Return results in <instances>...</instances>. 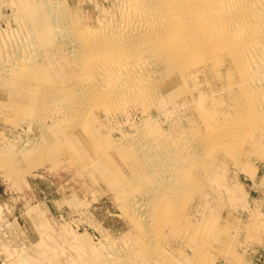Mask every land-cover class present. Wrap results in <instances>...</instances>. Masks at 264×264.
Instances as JSON below:
<instances>
[{"label": "bare ground", "instance_id": "1", "mask_svg": "<svg viewBox=\"0 0 264 264\" xmlns=\"http://www.w3.org/2000/svg\"><path fill=\"white\" fill-rule=\"evenodd\" d=\"M1 109L45 132L15 165L77 162L126 222L42 228L28 262L216 264L264 207V0H0Z\"/></svg>", "mask_w": 264, "mask_h": 264}, {"label": "rangeland", "instance_id": "2", "mask_svg": "<svg viewBox=\"0 0 264 264\" xmlns=\"http://www.w3.org/2000/svg\"><path fill=\"white\" fill-rule=\"evenodd\" d=\"M84 10V15L88 16V8L85 7ZM4 14L8 15L9 11ZM5 110H0V264H42L35 261L28 262L27 254L32 250L39 235L44 236V230L50 226L49 229L55 233H52L55 238H62L63 235H65L63 237L68 236L69 233L66 234V231L77 230V226L81 233L87 229L98 237L97 230L90 226L92 222L100 223L104 228L110 230L126 228V222L116 216L115 207L106 195L105 186L100 185L99 187L93 184L86 175L87 173L78 168L77 162H68L66 157L61 156L62 158L59 157V160L52 161L53 163L50 161V163L42 164L38 155L32 153V151H27L19 156V163L15 165L14 156L20 153L23 140L33 139V137L38 138L39 135H44L45 132L36 124L25 123L28 120H24L25 122L17 120L13 112ZM131 115L135 116L134 118L130 116L131 119L137 122L139 117L134 113ZM156 117H158V122L162 123L164 128H167V125L162 122L164 119L160 116ZM8 119L10 122L7 121ZM11 120H13V123ZM16 120L19 122L17 123ZM111 120L115 123L117 118ZM6 121L10 124L8 125ZM12 125H16V127ZM128 125L126 122L123 123L126 130L130 129ZM78 173L79 176H77ZM81 174L82 176H80ZM263 174L264 170L260 172L259 177L264 176ZM87 180L89 181L86 182ZM241 183L246 186L247 190L253 192L251 200L262 197L254 192L255 190L251 186L253 183L249 177L242 175ZM83 185L85 188H83ZM91 186L93 187L92 191L89 188ZM75 188L78 189L75 190ZM87 189L88 191H86ZM70 198H73V200L80 199L83 208L80 206L72 211L69 206L67 209ZM237 210L235 211L239 215L236 220L235 249L233 252L225 251L217 259L216 264H264V207L251 210L239 205ZM45 218L46 220H44ZM88 222L89 225H87ZM40 223H42V226H40ZM63 223L64 225L66 223V225L64 226ZM63 226L68 228L63 229ZM40 227L45 229L41 230Z\"/></svg>", "mask_w": 264, "mask_h": 264}]
</instances>
